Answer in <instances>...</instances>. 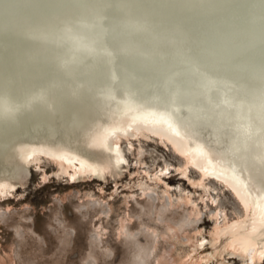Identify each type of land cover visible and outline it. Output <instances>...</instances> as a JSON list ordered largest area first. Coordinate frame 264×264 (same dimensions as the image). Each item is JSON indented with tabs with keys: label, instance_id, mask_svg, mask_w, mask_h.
<instances>
[{
	"label": "water",
	"instance_id": "1",
	"mask_svg": "<svg viewBox=\"0 0 264 264\" xmlns=\"http://www.w3.org/2000/svg\"><path fill=\"white\" fill-rule=\"evenodd\" d=\"M100 7L105 12L97 16L64 11L26 31L0 28V110L6 104L25 105L38 93L46 97L22 107L14 118L0 116V131L18 133L31 116L59 130L57 97L68 83L102 91V83L85 77L99 63L92 72L121 89L118 96L149 103L167 94L180 105L203 106L204 120L211 119L212 103L219 104L222 114H216L223 121L244 119L254 124L253 135L264 136V0H107L94 8ZM81 20L95 27L81 29ZM66 26L74 32L66 33ZM41 33L47 39L34 38ZM73 34L83 35L95 51L74 52ZM82 97L64 99L87 108L86 100L80 105ZM77 110L74 106L72 113L82 121L84 111Z\"/></svg>",
	"mask_w": 264,
	"mask_h": 264
},
{
	"label": "rangeland",
	"instance_id": "2",
	"mask_svg": "<svg viewBox=\"0 0 264 264\" xmlns=\"http://www.w3.org/2000/svg\"><path fill=\"white\" fill-rule=\"evenodd\" d=\"M143 135L141 141L130 137L134 146L123 136L128 163L116 177L107 171L72 181L70 174L56 171L55 160L30 163L24 183L0 198V264H176L184 252L180 264H204L198 256L211 244L193 249L196 241L210 237L215 223L241 218L244 205L216 180L208 179L205 189L199 169L181 168L180 152L154 134ZM140 179L148 180L147 198L136 192ZM181 193H190L199 207L184 203ZM225 255L228 264H264V258Z\"/></svg>",
	"mask_w": 264,
	"mask_h": 264
},
{
	"label": "bare ground",
	"instance_id": "3",
	"mask_svg": "<svg viewBox=\"0 0 264 264\" xmlns=\"http://www.w3.org/2000/svg\"><path fill=\"white\" fill-rule=\"evenodd\" d=\"M106 1L0 0V28L26 31L33 25L41 27L46 20L52 19L49 17L61 16L64 11L69 16L80 13H89L88 17L97 16L105 12V9L94 7ZM99 41L102 44L100 37ZM91 69H100V64L95 63ZM92 70L86 72L85 77H93L96 82L102 83L104 89L91 91L68 83L67 88H63V93L57 97L60 113L54 122L59 123V130L57 126L31 116L20 124L18 133L23 137L15 138L12 136L18 133L9 135L6 134L8 131H0V137L7 139L3 145L0 144V184L8 186L5 194L16 188L18 183H24L32 162L42 166L41 161L55 160L59 165L57 172L76 177L92 175V171L98 172L100 177L105 176L107 171L115 177L120 176L123 174L122 165L117 168L114 162L118 158L125 160L127 157L121 145L123 136L134 146L130 137H138L141 141V135L154 134L184 156L185 163L181 168L186 170L192 166L201 171L200 182L205 189L208 187V179L216 180L231 189L244 205L245 212L241 218L229 219L224 224L215 223L209 231L210 237H203V241L210 242L212 249L200 254L199 262L209 264L213 259L218 264H228L226 253L236 254L245 260L261 261V253H264V227L261 226V220L264 219V136L252 134L254 124L235 117L231 119L230 116L226 122L223 121L224 117L216 114H222L220 110L223 107L215 103H212L214 108L211 119L204 120L201 117L205 111L203 106L192 108L180 105L176 101H169L167 94L159 98L162 100L160 102L138 103L127 96H118L122 93L121 89L112 88V82L100 79ZM73 82H76V78ZM181 86V89L185 88ZM104 93L109 94V97ZM73 94L77 97L82 94L84 98L79 99L80 105L86 100L88 107L78 106L77 103L69 105L64 96ZM91 100L94 105L89 104ZM74 106L84 111L82 121H78L72 113ZM191 112L197 116L194 120ZM218 126L224 128L225 135L218 133ZM36 130L39 132L34 133ZM140 146L143 147L142 144ZM47 152L55 156L64 155L66 158L54 159L46 155ZM198 152L202 155L198 156ZM165 169L169 170L170 166L162 167V171ZM145 171L150 172L147 168ZM159 178L162 179L161 176ZM154 181L155 184L159 183L155 178ZM146 183L148 180L143 179L137 183L140 192H136L143 197H146ZM164 190L171 192L168 188ZM178 197L184 199V203L194 204V210L199 207L190 193L186 196L181 193ZM212 197L216 199V196ZM200 243L199 239L196 244L193 243V249L201 248ZM245 248L248 251L247 257L241 254ZM181 254L185 255H180L179 262H183L187 252Z\"/></svg>",
	"mask_w": 264,
	"mask_h": 264
},
{
	"label": "clouds",
	"instance_id": "4",
	"mask_svg": "<svg viewBox=\"0 0 264 264\" xmlns=\"http://www.w3.org/2000/svg\"><path fill=\"white\" fill-rule=\"evenodd\" d=\"M77 23L79 24L80 28L84 30H91L93 27H95L94 24L90 23L87 20H81V21H78ZM64 31L66 33L74 32L71 26H66ZM34 38L47 39V37L42 33L34 36ZM71 39L73 41L74 52L88 51L91 53L95 51L92 44L86 43V38L83 35L73 34ZM71 59L74 61L76 59V56L73 55ZM45 100H46V97L44 96V94L38 93L34 95L33 97H31L25 105L6 104L3 106L2 110H0V116L14 118L17 115V113L21 110L22 107L31 108L34 103L44 102Z\"/></svg>",
	"mask_w": 264,
	"mask_h": 264
},
{
	"label": "snow or ice",
	"instance_id": "5",
	"mask_svg": "<svg viewBox=\"0 0 264 264\" xmlns=\"http://www.w3.org/2000/svg\"><path fill=\"white\" fill-rule=\"evenodd\" d=\"M117 154H118V150H117ZM46 155H49V156H52L54 159H65L66 157L64 155H60V156H55L53 153L51 152H47ZM197 155H202L201 153H197ZM127 161L122 159V158H118L115 160L114 162V166L119 168L122 164L123 165H127ZM160 175L164 176V177H167L168 175V171L167 169H165ZM92 176L93 177H100V174L96 171H92ZM72 181H76L77 180V177L75 175L71 176L70 177ZM37 179H40V177H37ZM156 179H159V176L156 177ZM8 190V186L7 185H2L0 184V198H3L4 197V194L5 192ZM11 191H15V188H12ZM38 191H43V189H39ZM213 204H215V201H212ZM261 226L264 227V219L261 220ZM205 243L206 241H201L200 243V247L203 248L205 246ZM243 256L247 257L248 255V251L247 249H243L242 250V253H241ZM261 256L262 258H264V253H261Z\"/></svg>",
	"mask_w": 264,
	"mask_h": 264
}]
</instances>
